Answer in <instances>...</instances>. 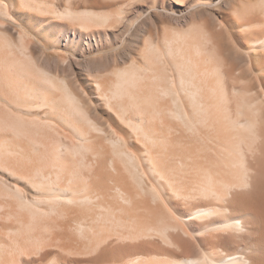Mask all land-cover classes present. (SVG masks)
<instances>
[{"label":"bare ground","instance_id":"6f19581e","mask_svg":"<svg viewBox=\"0 0 264 264\" xmlns=\"http://www.w3.org/2000/svg\"><path fill=\"white\" fill-rule=\"evenodd\" d=\"M0 264H264V0H0Z\"/></svg>","mask_w":264,"mask_h":264},{"label":"rangeland","instance_id":"374dc122","mask_svg":"<svg viewBox=\"0 0 264 264\" xmlns=\"http://www.w3.org/2000/svg\"><path fill=\"white\" fill-rule=\"evenodd\" d=\"M152 18V19H151ZM155 18V19H154ZM146 19V20H145ZM147 19H149V20H147ZM154 22H153V21ZM156 20V21H155ZM163 20V18L162 19H158L156 16H154V15H151V16H147V17H145L142 21H140V23H139V25H138V27H136L135 29H133L132 31H130V33L128 34V36H126L125 38H118V39H116V40H114V41H111V42H109V44L107 45V47L105 46V47H103V48H96V50L94 49L93 51H92V53H89V54H86L85 56H87V57H85V58H81L80 60H79V62L76 64V68H74V70H75V72H78V73H80V72H83V71H85L86 70V66H88V63L90 62V61H93V63H92V65L95 67V68H101L102 70H110V69H112V68H114V67H116L117 65H119L120 64V62L121 63H124V62H130L131 60H132V55H133V53L134 52H136L135 50H137V48L136 47H138V45H141V41H143V38H145V37H147V35H149V34H151V33H153L154 34V36L156 37L157 36V34H158V32H159V30H160V26L162 25V21ZM144 21V22H143ZM145 21H146V23H145ZM142 22H143V24H142ZM156 22V23H155ZM159 22V23H158ZM153 23V24H152ZM144 24H146V25H144ZM152 25L151 27H150V25ZM144 26H146L147 28H145ZM154 26V27H153ZM141 27V28H140ZM143 27V28H142ZM148 28H150V29H148ZM154 28V29H153ZM142 29H143V31H142ZM145 29V30H144ZM138 31V32H137ZM141 33H143L142 34V36L143 37H141V34H140V32ZM150 31V32H149ZM152 31V32H151ZM41 33V32H40ZM42 34V33H41ZM140 34V35H139ZM136 35H139L140 37H139V39H142L141 41H139V39H138V36H136ZM145 36V37H144ZM38 37V36H37ZM41 39H42V36L40 37ZM118 40V41H117ZM119 40H121V41H119ZM132 40H133V42H132ZM135 40V41H134ZM139 41V42H137V41ZM116 41V42H115ZM118 42V43H117ZM134 42L136 43V45L134 44ZM139 43V44H138ZM138 44V45H137ZM133 45H134V47H133ZM108 48V49H107ZM131 48V49H130ZM134 48H136V49H134ZM129 50H134V51H129ZM50 51H52L51 49H49L48 50V55H47V53H46V56H45V58H43L44 60H49V61H52V60H54L53 59V55L52 54H50ZM131 52H133L132 54H131ZM39 54H40V51H39ZM115 55V56H114ZM100 56V57H99ZM41 57V56H40ZM102 57H103V60H102ZM123 57H124V59H123ZM130 58V59H127V58ZM88 58H90V59H88ZM93 58H95L94 60H93ZM100 58V61L98 60ZM85 61H84V60ZM106 61H105V60ZM112 59V60H111ZM122 59V60H121ZM98 60V61H97ZM130 60V61H129ZM83 61H84V63H85V65H84V63H83ZM123 61V62H122ZM96 62V63H95ZM100 62H101V64H100ZM103 62V63H102ZM111 64H110V63ZM113 62V63H112ZM104 63H105V66H107V68L104 66ZM109 63V64H108ZM87 64V65H86ZM100 64V65H99ZM109 66H108V65ZM96 65H98V66H96ZM101 65H103V66H101ZM84 67V68H83ZM77 69V70H76ZM84 69V70H83ZM96 112L100 115V116H103L102 115V112L100 111V110H96Z\"/></svg>","mask_w":264,"mask_h":264}]
</instances>
